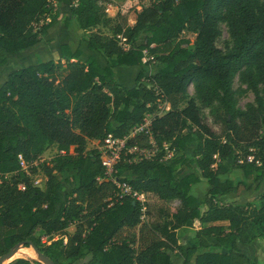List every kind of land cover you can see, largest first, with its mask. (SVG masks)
Here are the masks:
<instances>
[{
    "label": "trees",
    "instance_id": "obj_1",
    "mask_svg": "<svg viewBox=\"0 0 264 264\" xmlns=\"http://www.w3.org/2000/svg\"><path fill=\"white\" fill-rule=\"evenodd\" d=\"M121 1L110 18L101 0H0V67L8 55L40 43L53 24V4L68 10L64 26L75 19L80 42L106 63L80 61L79 49L62 45L59 60L14 69L0 86V257L33 246L54 264H173L171 252L181 264H255L237 243L246 242L249 224H264V190L245 205L220 199L247 190L248 182L264 181V103L249 68L258 63L264 85V5ZM46 16L52 18L41 24ZM219 22L227 24L233 40L229 52L215 46ZM149 66L158 70L140 71L133 87L116 81V68ZM243 67L240 80L253 90L256 105L238 110L232 79ZM190 85L202 105L218 104V131L189 96ZM146 115H154L148 130L156 154L117 166V176L144 196L142 212L138 201L117 198L110 182L97 180L104 169L87 142H101L108 134L122 138ZM138 143L148 147L144 138ZM163 144L173 151L167 161ZM50 145L57 152L48 163L21 171L19 156L26 163L39 161ZM232 169L241 172L240 180L229 176ZM182 170L188 174L182 177ZM39 172L44 180L35 186ZM65 175L73 187L60 203ZM200 178L209 186L203 200L191 194ZM175 201L177 206L169 205ZM192 221L200 224L198 243L182 248L177 231ZM37 230L56 239L45 245ZM8 264L40 263L17 258Z\"/></svg>",
    "mask_w": 264,
    "mask_h": 264
},
{
    "label": "rangeland",
    "instance_id": "obj_2",
    "mask_svg": "<svg viewBox=\"0 0 264 264\" xmlns=\"http://www.w3.org/2000/svg\"><path fill=\"white\" fill-rule=\"evenodd\" d=\"M102 5L104 6H110L111 12L117 13L119 6L121 5L122 1L121 0H101ZM143 5H149L150 1L149 0H142ZM259 6L264 5V0L259 1L258 3ZM53 18L54 16L56 17L53 19L58 20V26L56 29L54 28L52 31L51 38L45 40L44 45H41L42 50H38L36 48L24 51L19 54H14V55H8L7 56V62L4 66L0 67V86L2 83L7 79V75L10 71L17 69V68H22L26 67L32 64H36L37 62L40 61H47L48 59L54 60L57 55V50L59 49V45L62 41H66L69 43V45H73L72 43L75 42L73 37H69L68 35L65 34L66 30L64 29V17L68 13V10L62 7H58L55 4H53ZM139 9V8H138ZM51 16H46L41 19V24L43 23H48L49 20L51 19ZM129 24H133V15L130 16L129 18ZM68 30L74 35H81L78 25L75 22V20L71 19L68 21ZM218 30H219V36L215 42V46L220 49L222 52H229L233 48V40L229 35V30L228 26L226 23L219 22L218 23ZM101 31L106 32L105 29H101ZM189 38H193L192 35L187 34L186 35ZM143 38L141 37L139 39V42L141 43ZM74 41V42H73ZM84 45V51L85 53L90 52L92 55L98 57L101 59V61H104L103 58L96 52L90 51L87 49L86 45ZM89 57V56H88ZM120 69H117V80L119 81L120 75L125 76L124 82L122 81L121 85H132L133 83V78L137 76V74L140 71H144L145 75H151L155 73L158 68L154 66H149V67H142L141 70H138L137 74L134 69L136 67H119ZM249 68L251 69L253 76L256 80V86L258 89V93L264 103V85L260 82V76H259V70H258V63L255 61H252L249 65ZM247 67H243L239 72L235 74V76L232 79V94H233V99L235 102V107L238 110H244L248 106L256 105V98L254 95L253 90L251 87L248 85L247 82H243L240 80V74L244 73L246 71ZM134 73V74H132ZM188 94L190 97L194 98L196 101V104L200 108L201 114L203 117L206 119L207 123L216 131L219 130V126L215 123L217 121V117L221 116V111L218 107L217 103H214L213 105L209 107H205L200 103V101L197 99V96L194 92L193 85H190L188 87ZM162 107V106H161ZM160 107V108H161ZM163 109L161 110V113ZM158 113V114H161ZM146 147V145H143ZM96 148V143H88L87 144V149L88 150H93ZM147 148V147H146ZM148 149V148H147ZM155 152V151H154ZM157 152V151H156ZM155 152V154H156ZM56 154V147L54 145H50L47 147L43 155L41 156V159L39 161L40 163L46 162L48 163ZM226 165L230 167L231 163L226 162ZM121 173L124 174V176H127V174L124 171V168H121ZM198 175L199 173L196 172ZM183 175V173H181ZM236 175L237 177L240 178L241 172L238 170H230L229 176L234 177ZM34 177L39 178L44 180V177L42 174L36 173ZM67 178V181L64 183V190L58 194V200L60 203H63L65 201L67 193L72 189L73 183L69 175H65ZM264 190V184L261 186L259 191H256L255 185L251 184L249 189L241 192L239 195L233 196L230 198L231 200L237 202V203H243L245 204L247 201L253 199L254 195L256 194H261ZM196 197L200 198L199 195H196ZM197 198V199H198ZM153 198L148 197V204L154 203ZM225 200H220V203H223ZM178 202H171L169 205L174 206L177 205ZM146 217L144 216L142 221H146ZM200 227L192 222L191 224L189 223L188 225L185 226L184 230H182L179 233L178 241L182 246H188V245H196L198 243L196 239V234ZM74 227H70L68 229L69 233L74 232ZM37 236L41 237L42 242L45 245L50 244L53 240L56 239V237H53L52 239H49V237H46L43 235V233L40 230H37L35 233ZM243 237L245 238L246 242L241 244H237V247L239 251L248 257L253 263L255 264H264V224H258V225H250L245 229L243 233ZM248 240V241H247ZM19 253L14 257V259L17 258H24L29 261L35 262L38 260V257L35 253V251L29 247V248H23L19 247ZM171 259L173 261V264H178L177 259H176V253L171 252Z\"/></svg>",
    "mask_w": 264,
    "mask_h": 264
},
{
    "label": "built area",
    "instance_id": "obj_3",
    "mask_svg": "<svg viewBox=\"0 0 264 264\" xmlns=\"http://www.w3.org/2000/svg\"><path fill=\"white\" fill-rule=\"evenodd\" d=\"M105 14L112 18L116 13H112L110 6H104ZM163 109V106L160 108ZM161 113V112H160ZM154 115H146L141 123L135 125L129 133L122 138H115L111 134H108L104 137L101 142H98L96 146V150L99 154V160L104 169V177L102 179H97L98 181L106 180L110 182L114 186L115 196L117 198L128 197L135 201H138L141 205V211L144 212V196L142 194H138L134 191L131 186L120 179L117 176V166L120 162H128L135 163L140 162L145 159H150L155 154L157 148L153 139L152 134L149 132L148 127ZM139 138H144L146 140V144L148 145V149L146 147L141 146L138 143ZM134 141L132 145H128L129 141ZM163 149L165 151L164 160L167 161L173 156V151L168 150L167 145L163 144ZM155 151V152H154ZM57 152V151H56ZM63 154V151L59 152ZM20 159V168L21 171L25 174L29 173V170L32 167H37L39 165V161H35L32 163H26ZM248 161H252V157H247ZM43 182L42 179L33 177V185L37 186ZM22 188V187H21ZM144 216H141V220H143Z\"/></svg>",
    "mask_w": 264,
    "mask_h": 264
},
{
    "label": "crops",
    "instance_id": "obj_4",
    "mask_svg": "<svg viewBox=\"0 0 264 264\" xmlns=\"http://www.w3.org/2000/svg\"><path fill=\"white\" fill-rule=\"evenodd\" d=\"M55 18H56V17H54L53 19H55ZM73 20H75V19H73ZM75 22H76V21H75ZM67 25H68V24H67ZM67 25H66L65 28H64V29L66 30L65 34L68 35L69 37H73L74 40H75V42L73 41V42H74V43H72L73 45H69L68 42H66V41H62V42L60 43V45H59V49L57 50V55H56V58L54 59V61L59 60L60 57H61V54H60V46H62V45H67L71 52L75 51L76 49H79V50H80V52H81V55H80V61H85V60H87L89 57H92V58H94V59L96 60L97 64H98L100 67H104V66H106L105 61H101V59H99L98 57L92 55L90 52L85 53V51H84V45H82V43L80 42V37H81V36H80V35H74V34H72L71 32H69V30H68V28H67V27H68ZM57 26H58V20H55V22L53 21L52 26L47 30L46 34H45L44 36L41 37V41H40V43L37 44V45H36L35 47H33V48H36V49H38V50H42L43 48L40 47V46H41V45H44L45 40L51 38L52 31H53L54 28L56 29ZM33 48H30V49H33ZM30 49H27V50H30ZM27 50H25V51H27ZM23 52H24V51H23ZM94 52H95V51H94ZM88 56H89V57H88ZM48 60H51V59H48ZM62 61H63V60H62ZM117 69H120V68H116V69H114L115 78H116V81H117L119 84H121L122 81L124 82V80H125V76L120 75V77H119V81H118V80H117ZM135 70H137L136 73H135V74H137L138 70H141V67H136V68L134 69V72H135ZM132 74H134V73H132ZM132 81H133L132 85H125V87H133V85H134V81H135V77L133 78ZM122 86H124V85H122ZM89 142H90V143H96V146H97V144H98L99 141H98V140H89V141L87 142V144H88ZM181 173H183V175H181L182 177L185 176L186 174H188V172H187L186 170H182ZM229 174H230V173H229ZM234 177H235L236 180H240V178L237 177L236 175H234ZM225 178H226V176H225V177H222V179H225ZM251 184H254V185H255V189H256V191H259L260 188H261V186L264 184V181H263L261 184H259V185L256 184V183H253V182H248V188H247V189H249V187H250ZM208 189H209V186H208V184H207V181H206L205 179L200 178V182H199L197 185H195V186L192 187V189H191V194H192L196 199L198 198V197H196V195H199L200 198H198L197 200H203V198H204L205 194L207 193ZM60 193H61V192H60ZM238 195H239V194H238ZM259 195H260V194H256V195H254L253 198H255V197L259 196ZM233 196H236V195H232V196H230V197H228V198H221L220 200H225V201H223V203H226V202H228V201H233V200L230 199V198H232ZM175 202H177V201H175ZM246 203H247V202H246ZM246 203H245V204H246ZM236 204H237V205H245V204H243V203H237V202H236ZM177 205H178V204H177ZM177 205H174V206H177ZM192 222L194 223V225L197 224V225L200 227V224H199L198 221H192ZM192 222H188L186 225H188L189 223L191 224ZM186 225H185V226H186ZM185 226L177 231V238L179 237V233H180L182 230H184ZM209 241H212V240L209 239ZM178 244L181 246V244H180L179 241H178ZM194 244H195V243H194ZM194 244H193V245H188V246H186V247H192V246H194ZM237 244H239V243H237ZM241 244H243V243H241ZM186 247H185V246H182V248H186ZM174 253H176V252H174ZM176 259H177L178 264H181V263H182V259L179 257V254H178V253H176Z\"/></svg>",
    "mask_w": 264,
    "mask_h": 264
},
{
    "label": "water",
    "instance_id": "obj_5",
    "mask_svg": "<svg viewBox=\"0 0 264 264\" xmlns=\"http://www.w3.org/2000/svg\"><path fill=\"white\" fill-rule=\"evenodd\" d=\"M31 248L35 251V253L38 257V260H37L38 263H40V264H54L50 259H48L42 253H40L38 250H36L33 246H31ZM18 250H19V247H16L15 249H12L8 253L2 255L0 257V264H8L12 260H14L12 258L15 255L16 251H18Z\"/></svg>",
    "mask_w": 264,
    "mask_h": 264
},
{
    "label": "bare ground",
    "instance_id": "obj_6",
    "mask_svg": "<svg viewBox=\"0 0 264 264\" xmlns=\"http://www.w3.org/2000/svg\"><path fill=\"white\" fill-rule=\"evenodd\" d=\"M19 251H21V250L16 251V253H15V255L13 256L12 259H14V257L17 255V253H19Z\"/></svg>",
    "mask_w": 264,
    "mask_h": 264
}]
</instances>
